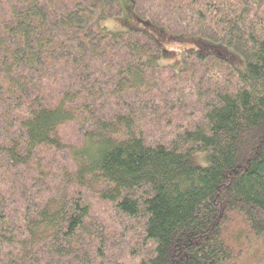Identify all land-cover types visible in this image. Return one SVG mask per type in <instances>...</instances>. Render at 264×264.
Listing matches in <instances>:
<instances>
[{"label":"trees","instance_id":"1","mask_svg":"<svg viewBox=\"0 0 264 264\" xmlns=\"http://www.w3.org/2000/svg\"><path fill=\"white\" fill-rule=\"evenodd\" d=\"M133 5L110 32L117 0H0V264H264V0ZM170 39L193 51L162 96Z\"/></svg>","mask_w":264,"mask_h":264},{"label":"rangeland","instance_id":"2","mask_svg":"<svg viewBox=\"0 0 264 264\" xmlns=\"http://www.w3.org/2000/svg\"><path fill=\"white\" fill-rule=\"evenodd\" d=\"M118 6L121 9V15L117 19H108L103 22V26L110 32H118L124 29L125 24L128 26H132L137 24V18L134 11V5L133 0H117ZM137 26V25H135ZM165 50L164 55L161 58V66H163L161 69L156 71L155 73V79H156V88L159 89L160 94L162 96H166L167 92L171 89V80H172V70L180 71L185 67V64L183 63V58L185 53H192L193 51V45L189 41L185 40H167L165 41ZM185 86V81L180 84H178L177 90L179 88H183ZM169 93H171L169 91ZM168 93V94H169ZM113 109V108H111ZM201 109V106L197 103H194L190 105V107L185 111V115H177L175 114L179 122L183 124H187V126H191L189 122H193L196 118L199 119L200 116H198V111ZM175 122L178 123V121L175 119ZM174 122V123H175ZM188 122V123H187ZM179 124V123H178ZM162 128L164 129L166 134H170V127L169 123L168 125L164 124ZM145 126L147 135L153 136L154 139H157L154 135L157 134L158 128L161 127V125L158 126L156 121L152 120L150 122H145L143 124ZM62 138L66 144H79L81 141L80 131L77 125H68L61 131ZM57 169L54 168V171ZM90 204H91V210H92V218L99 220L102 225L105 226V229L110 234H122L124 230H128L132 227H134L135 233L129 231L130 233V239H132L133 243L138 242V238L140 236V230H137V227L134 226L135 222L130 221H124L119 220L115 218L114 211L112 210V206L110 204H107L105 202H100L94 197H90ZM95 224H100L99 221L93 220ZM128 227L127 229H125ZM133 234V235H132ZM134 236V237H133ZM118 257V256H117ZM122 258V257H121ZM123 258L125 255H123ZM127 258L126 260H128Z\"/></svg>","mask_w":264,"mask_h":264}]
</instances>
